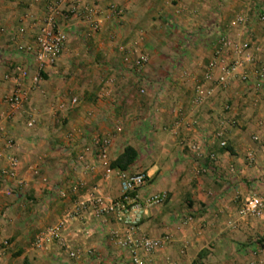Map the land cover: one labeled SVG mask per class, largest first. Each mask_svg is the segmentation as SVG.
<instances>
[{
	"label": "crops",
	"instance_id": "0c3cea01",
	"mask_svg": "<svg viewBox=\"0 0 264 264\" xmlns=\"http://www.w3.org/2000/svg\"><path fill=\"white\" fill-rule=\"evenodd\" d=\"M66 1L0 0V172L7 166L8 140V152L17 161L14 180L2 184L0 179V247L8 243L0 251V264H129L127 254L108 237L117 229L111 220L92 221L88 236L79 224H70L62 237L76 252L73 259L55 245L44 252L31 247L36 234L93 188L118 196L114 177L102 182L97 170L83 174L72 166L79 153L89 160L90 152L83 149H91L96 136L109 139L110 164L125 147L134 151V162L123 171L146 174L147 184L136 193L139 199L167 194L163 206L145 211L137 228L138 235L170 238L151 255H141L145 264H264V149L259 145L264 139V76L251 73L264 68V21L258 20L264 0H88L90 14L79 17L66 12ZM48 3L61 10L56 24L66 32L64 50L53 75L43 76L9 115L3 98L11 92L12 68L30 67L14 50L11 32L24 17L42 18ZM109 6L121 15H113ZM238 16L243 23L235 22ZM91 23L97 24L96 32ZM33 33L29 30L22 42H30ZM221 36L234 44L248 43L252 64L223 86L216 84L214 70L202 84L209 96L193 106V88L202 83ZM130 48L147 58L137 76L126 73L134 58ZM87 49L90 57L102 58L110 67L107 88L90 96L85 107L72 108L67 103L72 85L60 78L77 69ZM242 72L248 74L245 82L238 80ZM74 78L76 84L81 80ZM222 119L227 122L220 126ZM176 120L180 126L172 131ZM216 132H221L219 138ZM190 141L202 144L199 158L185 148ZM210 152L214 162L206 158ZM251 195L261 199V215L240 218L237 209Z\"/></svg>",
	"mask_w": 264,
	"mask_h": 264
},
{
	"label": "built area",
	"instance_id": "2783aa9c",
	"mask_svg": "<svg viewBox=\"0 0 264 264\" xmlns=\"http://www.w3.org/2000/svg\"><path fill=\"white\" fill-rule=\"evenodd\" d=\"M87 1L67 0L65 2L66 12L75 17L90 14L91 10L86 6ZM34 2H37V0H34ZM108 10L113 15H121V10L115 6H109ZM44 11L42 18H22L20 25L11 32L10 42L14 44V50L28 60L30 67L17 65L12 68L11 92L3 98V102L11 111L9 115H12V110L27 100L29 94L38 88L43 76L50 78L53 75L57 61L64 50L66 32L59 29L56 24L57 16L62 14L58 4L48 3ZM258 20L263 21L264 15L260 14ZM235 22L237 24L243 23L244 17H236ZM91 28L94 31L98 29V26L91 23ZM29 30L34 31L30 37V42H22ZM217 44L212 59L207 63L202 73V83L195 85L193 88L191 100L193 106H201L209 96L210 91L205 89L202 84L210 81L214 70L218 71L215 78L216 84L223 86L226 79L233 77L237 70L243 69L246 64H252V58L248 53V43L234 44L227 37L221 36ZM130 52L134 54V58L130 62L129 70L136 75H140L147 63V58L135 48H130ZM251 73L255 77H262L264 76V68L255 67ZM247 77L248 74L242 72L238 75V80L245 82ZM255 87L258 88L259 84H256ZM138 92L143 94L144 90L139 89ZM70 103H75V99H71ZM226 122L222 119L219 124L221 126ZM179 126L180 121L176 120L172 123L171 130L177 131ZM220 136L221 132H216L215 137L219 138ZM253 140L257 141L256 138H253ZM90 143L91 149H83L84 152H90L89 160H85L84 156L79 153L75 156L72 166L83 174H95L97 170L102 182H107L114 177L119 191L118 196L102 195L96 188H93L87 193L86 199L76 202L71 211L63 212L53 225L36 234L31 247L35 251L44 252L55 245L59 249H63L68 258L73 259L76 257V252L68 248L62 237L70 224L76 222L81 226L82 234L88 236L89 228L87 226L92 221L102 219L110 222L111 220L117 225V229L109 231L108 237L115 248L127 254L129 264H145L141 255H151L154 251L168 244L170 238L166 235L157 238L138 235L137 228L145 211L151 207L163 206L167 201V194L158 192L139 199L136 193L147 184L146 174L144 172L127 173L112 168L107 157L109 139L106 136L93 137ZM259 145L264 149V139L260 141ZM11 146V141L8 140L5 143L6 154L3 157L7 166L0 172L2 184L12 182L15 177L17 161L15 156L8 152ZM218 146L224 148L226 144L224 141H220ZM185 148L196 158L203 154V146L199 141L187 142ZM206 158L210 162H214L216 156L213 152H210L206 154ZM246 158L248 161H252L251 152L246 153ZM58 195L62 197L63 193L58 192ZM262 208L261 199L258 196L251 195L242 201L237 209V215L240 218H255L261 215ZM7 247L8 243L3 241L0 251Z\"/></svg>",
	"mask_w": 264,
	"mask_h": 264
},
{
	"label": "rangeland",
	"instance_id": "374dc122",
	"mask_svg": "<svg viewBox=\"0 0 264 264\" xmlns=\"http://www.w3.org/2000/svg\"><path fill=\"white\" fill-rule=\"evenodd\" d=\"M258 1V0H255ZM260 14L264 15V8L261 7L260 5ZM264 21V20H263ZM97 30H94L93 32H96ZM85 57H82V61H79L77 63V69L73 70L72 72L68 75H62L61 76V81L66 84L69 81V86L72 85V89L71 91H67L70 94V98L67 101L68 106H73L72 108H80V107H85L86 103H89L90 101V96H94V94L100 92L101 90L107 88L106 85V81H107V76L106 74H110V67L109 70L106 69L107 66L105 64V62H102V58H96V57H90V55H92V51L91 50H86L85 51ZM88 56V57H86ZM91 58V59H88ZM129 75H133V76H137L136 74H134L132 71H128L127 72ZM75 75L76 77L81 76V80L76 84L75 83ZM69 77H73L70 80ZM74 85V86H73ZM76 87V90H75ZM77 93L78 95L76 97H73L74 94ZM71 99H75V103L71 104L70 101ZM68 110H71L68 109ZM56 118L57 120H61L59 116H57L56 114Z\"/></svg>",
	"mask_w": 264,
	"mask_h": 264
},
{
	"label": "trees",
	"instance_id": "16d2710c",
	"mask_svg": "<svg viewBox=\"0 0 264 264\" xmlns=\"http://www.w3.org/2000/svg\"><path fill=\"white\" fill-rule=\"evenodd\" d=\"M134 159V151L130 147H125L122 153L110 164V166L123 171L134 162Z\"/></svg>",
	"mask_w": 264,
	"mask_h": 264
}]
</instances>
